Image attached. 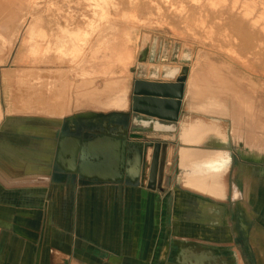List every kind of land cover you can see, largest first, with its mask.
<instances>
[{
	"label": "crops",
	"instance_id": "1",
	"mask_svg": "<svg viewBox=\"0 0 264 264\" xmlns=\"http://www.w3.org/2000/svg\"><path fill=\"white\" fill-rule=\"evenodd\" d=\"M186 99L185 87L177 123L126 111L127 94L104 120L14 117L1 103L0 264H264V165L219 118L183 122ZM200 108L230 116L215 98ZM157 122L165 128L136 127ZM156 143L176 159L161 190L149 184ZM46 240L56 247L37 244Z\"/></svg>",
	"mask_w": 264,
	"mask_h": 264
},
{
	"label": "rangeland",
	"instance_id": "2",
	"mask_svg": "<svg viewBox=\"0 0 264 264\" xmlns=\"http://www.w3.org/2000/svg\"><path fill=\"white\" fill-rule=\"evenodd\" d=\"M167 68L174 82L187 71L183 122L219 118L239 137L244 157L249 137L264 146V0H0V105L7 115L108 119L126 94V111L132 108L136 81H168ZM212 98L230 116L202 111ZM51 102L60 109L50 110ZM251 157L264 165V155Z\"/></svg>",
	"mask_w": 264,
	"mask_h": 264
},
{
	"label": "water",
	"instance_id": "3",
	"mask_svg": "<svg viewBox=\"0 0 264 264\" xmlns=\"http://www.w3.org/2000/svg\"><path fill=\"white\" fill-rule=\"evenodd\" d=\"M187 71L175 83L136 81L132 110L135 114L177 123L185 96ZM142 138L143 135H140ZM154 148L150 166L152 188H168L172 182L174 150L167 144H150Z\"/></svg>",
	"mask_w": 264,
	"mask_h": 264
},
{
	"label": "bare ground",
	"instance_id": "4",
	"mask_svg": "<svg viewBox=\"0 0 264 264\" xmlns=\"http://www.w3.org/2000/svg\"><path fill=\"white\" fill-rule=\"evenodd\" d=\"M153 54V53H152ZM185 54V53H184ZM189 56V55H188ZM190 58V57H189ZM168 70H167V72H166V79H171V77L173 76V74H175V72H174V70L172 69V68H167ZM181 72V70L180 71H178V74ZM177 74V75H178ZM183 75V70H182V73H181V76ZM180 76V77H181ZM164 77V76H163ZM179 78V77H178ZM126 98H125V96H124V98H123V107H121L120 109H122V108H124L125 106H126V103H124ZM120 109H118V110H120ZM143 125H148V126H152V127H155V128H158V129H163V128H165V127H163L161 124H159L158 122L157 123H155V124H150V123H146V124H144V123H137L136 124V127H138V126H143ZM167 128H169V127H167ZM246 138V137H245ZM258 141V140H257ZM258 144H259V146H258V149H256V150H253V149H251V148H249V149H251V153L253 154V156H254V158H257V157H262L263 155H264V147H261L260 145H261V142H259L258 141ZM180 163H181V160H180Z\"/></svg>",
	"mask_w": 264,
	"mask_h": 264
}]
</instances>
